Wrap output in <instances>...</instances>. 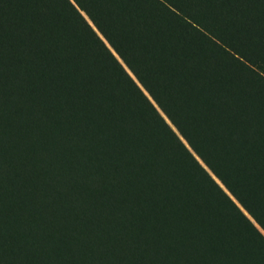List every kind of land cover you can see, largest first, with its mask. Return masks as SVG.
<instances>
[{"label": "trees", "instance_id": "obj_1", "mask_svg": "<svg viewBox=\"0 0 264 264\" xmlns=\"http://www.w3.org/2000/svg\"><path fill=\"white\" fill-rule=\"evenodd\" d=\"M75 1L183 136L70 0H0V98L13 107L0 121V198L14 202L0 208L2 264H81L79 232L50 240L38 213L50 197L85 232L114 229L95 202L116 208L110 187L134 210L117 234H134L154 203L153 230L179 229L195 264H214L229 237L207 202L259 237L198 160L264 229V0Z\"/></svg>", "mask_w": 264, "mask_h": 264}, {"label": "rangeland", "instance_id": "obj_2", "mask_svg": "<svg viewBox=\"0 0 264 264\" xmlns=\"http://www.w3.org/2000/svg\"><path fill=\"white\" fill-rule=\"evenodd\" d=\"M81 12V14L84 16L86 21L92 26V28L96 31L98 36L104 41V43L107 45V47L110 49V51L114 54V56L118 59V61L122 64L124 69L128 72V74L134 79V81L138 84V86L142 89L144 94L151 100V102L155 105L154 100L149 96V94L146 92L144 87L141 85V83L137 80V78L134 76V74L130 71V69L127 67V65L124 63V61L120 58V56L116 53L114 48L106 41V39L102 36V34L99 32V30L96 28V26L90 21L88 16L84 13V11L78 6L75 0H70ZM4 98H0V121L1 124H4L6 121L4 118L7 117V115L11 114L12 108L10 107L11 101H4ZM12 106V104H11ZM157 108V106L155 105ZM158 109V108H157ZM160 112V110L158 109ZM161 113V112H160ZM162 114V113H161ZM165 115V114H164ZM162 114L170 128L173 130V132L176 134V136L179 138V130L175 127V125L168 120L166 117ZM175 127H173V126ZM177 129V130H176ZM180 133V132H179ZM181 134V133H180ZM182 135V134H181ZM183 136V135H182ZM159 159V156L157 157ZM88 163L92 164L94 160V156L92 154H89L88 157ZM198 160V159H197ZM201 164V163H200ZM206 169V168H205ZM5 170V164L2 163L0 166V172L4 173ZM207 170V169H206ZM208 171V170H207ZM14 174L13 172H10V174L5 173L3 175H6L7 177L12 176ZM210 174V173H209ZM19 173L15 174L16 180L19 179ZM187 177L185 172H182V176ZM211 175V174H210ZM12 176V177H14ZM212 176V175H211ZM213 177V176H212ZM214 178V177H213ZM215 180V179H214ZM135 181V180H131ZM139 181V180H138ZM216 181V180H215ZM217 182V181H216ZM218 183V182H217ZM219 184V183H218ZM220 186V185H219ZM140 188L139 186H137ZM222 188V186H220ZM2 188V185L0 183V190ZM223 189V188H222ZM110 190L113 192L114 195V201L116 203V208L112 207V205L108 201H95L99 204H102L104 207L103 213L107 216L108 220H112L115 224V228L110 230H106L105 232L98 231L93 234L91 231L86 232L84 231V228L82 224H80L79 220L75 218H71L70 220L66 219L65 221L62 220L61 216L57 213V204L56 201L52 198H48L44 203H42L41 210L44 212L42 214L39 212L38 214L42 215L41 219L43 221V228L47 231V235H49L50 240H60L62 235L68 233V232H79V237L81 241H86L87 246L86 249L80 254L83 264H195L196 260L200 261V258L195 259V256L191 257L187 253L184 252H178V250L181 249L183 244V237L179 235L181 232L177 233L179 229L175 228L176 223L174 224L173 221L167 222L168 227H174V232L176 234H173L170 230H166L164 234H159V232L154 231L153 227V214L150 212V208L152 205L156 206L154 203H146L143 202L144 207L146 209H143L145 212L144 217L142 220L138 222V227L135 230L134 234H130L128 231L120 230L117 234V228L123 229L121 222L128 219V216L132 213H134V210L129 211H123L119 207H117V204L119 203L121 199V193L118 191L119 189L115 187H110ZM224 190V189H223ZM88 191V195H90ZM224 192L235 202V204L239 207V209L244 214L242 221L255 226V228L258 230L259 237L255 236L254 234H244L243 232H237L231 230V217L228 211L226 210H220L221 206H219L217 203L207 202L209 205V210L211 214L214 213H221V216L224 218L226 223V228L229 231V237L226 242V245L224 246V254L222 253V257L232 255V257L235 258V260L240 261L238 264H264V229L256 222L254 218H252L249 214L244 212V210L240 207L239 202L232 196H230L225 190ZM82 196H84V193H82ZM132 197H129V199ZM108 202V203H107ZM13 198L12 196L5 195V197L0 198V208L2 209H8L13 204ZM129 205L132 204V199H130ZM101 207V206H100ZM220 207V208H219ZM66 208H70L68 204L66 203ZM71 209V208H70ZM26 210V208L24 209ZM221 211V212H220ZM68 212V210H67ZM209 212V213H210ZM70 214V212H68ZM110 218V219H109ZM132 218V217H131ZM134 218H132L133 220ZM136 219V218H135ZM78 221V222H77ZM33 223V222H32ZM36 226V224H33ZM171 225V226H169ZM38 228V227H36ZM100 232V233H99ZM1 233V230H0ZM109 234L112 236V239L114 243H112V249H113V256L111 258L107 257L103 254L104 252V239L102 236L104 234ZM99 234V236H98ZM258 238L262 241V243L258 242ZM212 240V239H211ZM128 242V244H126ZM171 245L172 249H168V246ZM239 247V248H238ZM174 250H177L175 253ZM222 257H219L215 254L211 255L210 258L215 260L214 264H221ZM233 258V259H234ZM2 255L0 252V264H2ZM81 263V264H82Z\"/></svg>", "mask_w": 264, "mask_h": 264}, {"label": "water", "instance_id": "obj_3", "mask_svg": "<svg viewBox=\"0 0 264 264\" xmlns=\"http://www.w3.org/2000/svg\"><path fill=\"white\" fill-rule=\"evenodd\" d=\"M150 96V95H149ZM155 105L157 106V104L155 103ZM157 108L160 110V112L164 115V113L161 111V109L157 106ZM166 116V115H164ZM168 119V117H166ZM169 120V119H168ZM194 156V155H193ZM198 156V155H197ZM196 159H198L196 156H194ZM200 159V157H199ZM201 160V159H200ZM198 160L205 168H206V165L205 163L201 160ZM203 162V163H202ZM208 170V172L214 177V179L219 183L220 186H222V188L230 195V196H233L230 191L223 185V183L219 180L218 181V178L214 175V173L207 167L206 168ZM234 197V196H233ZM234 200V199H233Z\"/></svg>", "mask_w": 264, "mask_h": 264}]
</instances>
